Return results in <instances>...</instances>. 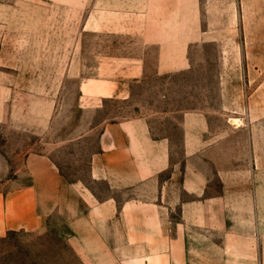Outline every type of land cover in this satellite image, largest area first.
Listing matches in <instances>:
<instances>
[{"label": "crops", "instance_id": "crops-1", "mask_svg": "<svg viewBox=\"0 0 264 264\" xmlns=\"http://www.w3.org/2000/svg\"><path fill=\"white\" fill-rule=\"evenodd\" d=\"M81 3L98 62L96 78L84 80V98L99 100L97 108L104 100H129L146 78L224 63L216 118L201 110L184 114L176 136L156 137L140 117L104 127L91 175L110 195L101 199L84 187V233L70 227L72 237L84 234V248L76 246L84 264H264V151L246 164L241 88L230 83L227 68L246 61V13H264V0ZM13 74L0 69L1 118L15 95ZM25 167L27 179L18 173L8 180L10 164L0 152V187H7L0 189V241L14 232H46L65 195L49 158L30 155Z\"/></svg>", "mask_w": 264, "mask_h": 264}, {"label": "rangeland", "instance_id": "rangeland-1", "mask_svg": "<svg viewBox=\"0 0 264 264\" xmlns=\"http://www.w3.org/2000/svg\"><path fill=\"white\" fill-rule=\"evenodd\" d=\"M81 1L0 0V69L14 73L10 86L15 92L0 116V152L11 168L7 179L18 173L27 179L28 156L41 155L65 182L49 229L11 233L0 241V264H84V253L76 251V246L84 248V234L74 238L70 227L84 233V187L101 199L110 195L106 183L91 175L108 123L140 117L150 122L156 137L176 136L184 114L201 110L218 116L224 63L215 60L187 74L146 78L126 101L104 100L98 108L99 100L87 102L84 80L97 76V44L95 36L84 34ZM246 26V61L228 62L227 68L230 83L241 88L246 164L251 165V154L264 151V13H246ZM173 145L180 148V141Z\"/></svg>", "mask_w": 264, "mask_h": 264}]
</instances>
